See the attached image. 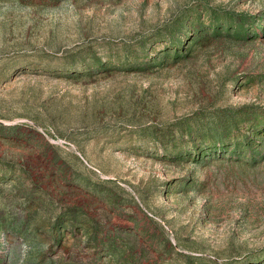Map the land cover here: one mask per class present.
Instances as JSON below:
<instances>
[{"label": "rangeland", "instance_id": "1", "mask_svg": "<svg viewBox=\"0 0 264 264\" xmlns=\"http://www.w3.org/2000/svg\"><path fill=\"white\" fill-rule=\"evenodd\" d=\"M0 264H264V0H0Z\"/></svg>", "mask_w": 264, "mask_h": 264}]
</instances>
